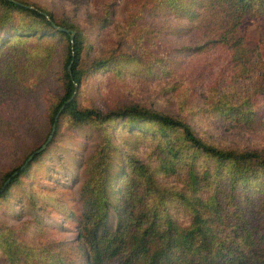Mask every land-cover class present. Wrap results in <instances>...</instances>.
Listing matches in <instances>:
<instances>
[{"label":"trees","instance_id":"1","mask_svg":"<svg viewBox=\"0 0 264 264\" xmlns=\"http://www.w3.org/2000/svg\"><path fill=\"white\" fill-rule=\"evenodd\" d=\"M114 3H105L104 15L93 20L92 27L102 30L114 22ZM140 11L120 27L119 34L137 30L132 37L143 57L161 63V68L166 64L162 60L174 49L155 51L156 41L161 40L157 31L162 29L198 36L195 52L210 50V58L223 63L226 71L224 81L206 90L204 110L248 127L262 120L264 58L259 46L247 43L240 34V25L249 15L264 17V0H148ZM147 12L176 18L158 22L146 18ZM88 36L73 18L57 16L37 2L0 0V78L15 83L28 75L35 57L25 42L55 37L66 42L62 92L50 110L48 134L22 163L3 175L0 198L33 169L61 121L70 126L92 124L101 132L88 158L75 243L33 245L26 238L31 221H22L0 228V248L7 263L22 257L27 264H264V147L218 145L207 141L184 117L136 103L107 111L82 106L77 97L87 74L127 61V53H109L83 67ZM47 57L51 56L44 54L39 60ZM22 59L29 63H20ZM235 79L243 88L232 91ZM53 124L50 140L37 151ZM147 144L150 150L143 158L142 147ZM115 161L119 169L113 171ZM170 203L183 208L189 219L180 221L171 213ZM252 211L262 215V222L252 223L247 215ZM35 224L41 228L37 220Z\"/></svg>","mask_w":264,"mask_h":264},{"label":"rangeland","instance_id":"2","mask_svg":"<svg viewBox=\"0 0 264 264\" xmlns=\"http://www.w3.org/2000/svg\"><path fill=\"white\" fill-rule=\"evenodd\" d=\"M30 1L43 5L57 16L73 18L79 28L89 34L83 67L100 55L127 53L126 62L119 61L87 74L77 97L82 106L107 111L136 103L184 117L207 141L218 145L239 149L264 147V116L256 126L248 127L204 110L206 90L224 81L226 71L223 63L210 58V50L195 52L193 46L198 43V36L165 29L157 31L161 40L156 41L155 51L174 49L162 60L166 64L161 68V63H152L136 48L138 42L132 35L137 36V30L132 28L124 36L119 34L120 27H125L138 16L148 0H115L111 7L114 22L102 30L92 27L91 23L104 15V5L109 0ZM146 18L170 22L176 17L167 14L152 16L147 12ZM240 34L247 43L257 44L264 58V17H245L240 25ZM25 45L35 57L31 62L34 65L28 66L25 79L18 78L11 83L0 78V184L3 175L22 163L31 149L45 139L50 129V110L62 92L65 40L56 37L30 40ZM180 47L182 49L178 52L176 49ZM44 54L51 57L39 60ZM128 55H133V58ZM6 59L14 63L12 59ZM22 61L20 63H29ZM241 88L243 83L235 79L230 90ZM61 122L51 145L37 159L33 169L20 176V182L10 188L6 197L0 198V228L30 220L26 238L33 245L49 241L70 245L77 240V218L83 205L82 186L88 176V158L101 137L95 125L70 126L65 121ZM149 150L148 144L142 147L143 158ZM118 169L119 164L115 161L112 170ZM167 179L170 180L169 177ZM169 206H173L170 211L180 221L189 219L183 208L174 207V203ZM254 211L247 212L252 223L262 222V215H255ZM35 220L41 228H37ZM114 220L115 214L112 213L109 223H114ZM0 264H8L1 248ZM13 264L27 263L21 257Z\"/></svg>","mask_w":264,"mask_h":264},{"label":"water","instance_id":"3","mask_svg":"<svg viewBox=\"0 0 264 264\" xmlns=\"http://www.w3.org/2000/svg\"><path fill=\"white\" fill-rule=\"evenodd\" d=\"M59 29H61V30H63V29H65L64 27H62V26H57ZM73 33L74 32H71V36H73ZM53 130H54V124L52 125V129H51V133L48 135V137H47V139L45 140V142L44 143H42V145L37 149V151L38 150H41V149H43L44 147H45V144L50 140V138H51V134H52V132H53ZM33 156V153H31L28 157H27V159L25 160V162H24V164L21 166V167H23L26 163H27V161L31 158Z\"/></svg>","mask_w":264,"mask_h":264}]
</instances>
